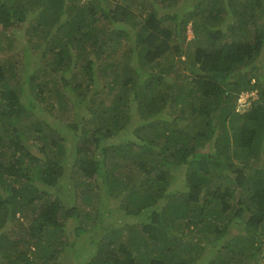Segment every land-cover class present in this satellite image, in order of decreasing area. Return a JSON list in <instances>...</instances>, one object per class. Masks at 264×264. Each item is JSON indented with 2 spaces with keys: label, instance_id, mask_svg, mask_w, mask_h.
Returning <instances> with one entry per match:
<instances>
[{
  "label": "trees",
  "instance_id": "16d2710c",
  "mask_svg": "<svg viewBox=\"0 0 264 264\" xmlns=\"http://www.w3.org/2000/svg\"><path fill=\"white\" fill-rule=\"evenodd\" d=\"M0 25L25 44H0V264H264V0H0ZM61 181L120 232L86 238L106 213Z\"/></svg>",
  "mask_w": 264,
  "mask_h": 264
},
{
  "label": "rangeland",
  "instance_id": "374dc122",
  "mask_svg": "<svg viewBox=\"0 0 264 264\" xmlns=\"http://www.w3.org/2000/svg\"><path fill=\"white\" fill-rule=\"evenodd\" d=\"M26 25V24H24ZM24 25H18V26H13V27H7V26H3V25H0V44L1 46H3V49L1 51V55L4 59H17V57L21 58V50L24 48V39H23V36H24ZM189 28L187 30V33H188V38H193V33H192V30H191V23L188 25ZM13 39V42L12 44H8L9 43V40ZM119 51H122V49H118ZM115 55V54H114ZM264 55V54H263ZM35 56V55H34ZM33 56V62H35L36 60V57L34 58ZM116 57V56H115ZM169 90V89H167ZM252 96V97H251ZM256 97V92H244L241 94L240 98H239V101H238V107L239 108H244L245 105H247L248 103H250V99L251 98H254ZM250 98V99H249ZM90 112H82V115L83 114H89ZM126 131H122L121 132V135L123 136L124 133L125 134H130V130H131V127L127 128V129H124ZM128 136V135H127ZM205 152V149L204 147L202 146V148L200 147L199 148V153L202 154ZM205 154V153H204ZM100 156L102 154H99ZM75 161L71 160V163H69V165L67 166V175L69 177H71L72 179L75 177V178H79L81 179L82 177L80 176V174L76 173V166L72 165L74 164ZM182 171V170H181ZM177 178H176V181L179 182V183H186V173L185 171H182V172H179L177 174ZM146 177V174L144 173V176L141 175V179L142 178H145ZM70 178V179H71ZM101 178V177H100ZM99 178V180H100ZM97 181V177H95L91 183ZM90 184V183H89ZM89 184H84V185H81V186H78L77 189H74L75 186V183H66L65 182H59L57 185H56V189L58 190L59 194L61 193L62 195H64L65 197V202L67 205H72L73 203H77V205L80 207V208H83L84 210H91V212L93 214H95V212L99 209H108V208H112V206H114V203H111V206H105L103 203H99L97 200V194L96 193H93V199H92V204L89 203L85 198H83V195H82V192H84L85 190L88 189V185ZM181 186V185H180ZM52 196H56L54 193ZM114 209V208H113ZM117 210H114L113 214L116 213ZM84 212L83 211V216L84 215ZM106 215L105 216V219L99 223L98 226L95 227V229H89L87 230V232H85L84 236L88 239H92L93 237L94 238H97V239H100L101 237H106L108 234L109 235H113V231H111L112 229H109V226L110 225H114L115 228H117V230L119 229V232L121 230V227L122 224H123V219L121 221H118L116 220L115 218L112 219L111 216H113L112 214H110L109 212H106ZM81 217V216H80ZM80 217H78V215L76 216H70L67 218V223H66V232H65V238L67 240H72V239H76V233H74L75 231V227L77 225L80 224V221L81 223H84V218L85 217H82V219H80ZM132 219L129 218L128 221L130 222ZM85 222H88V219L85 220ZM87 226H89L88 224H86ZM128 226H131V225H128ZM128 226H124L128 229ZM130 238H131V234H130ZM115 245V244H114ZM210 246V245H209ZM117 251L119 250L118 247L115 245ZM93 248V247H92ZM213 251H215V247H210ZM207 250L205 247H202V245H198L195 250L196 251H191L190 255L193 256L195 258V260L193 261V264H204L210 257H211V253H212V250ZM74 250L75 248H72V250L70 249L69 250V253H61V256L64 258L65 261H67L68 263H73V264H82L84 261L90 259L92 257V250H87L85 253V256L83 257H79L77 255L74 254ZM121 253V252H120ZM122 254V253H121ZM60 256V258H61Z\"/></svg>",
  "mask_w": 264,
  "mask_h": 264
}]
</instances>
